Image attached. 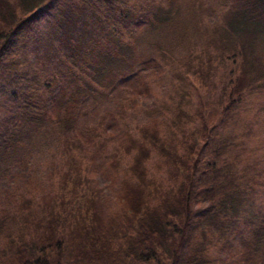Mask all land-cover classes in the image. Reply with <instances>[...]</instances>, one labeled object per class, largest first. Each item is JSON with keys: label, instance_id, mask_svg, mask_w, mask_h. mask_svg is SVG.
<instances>
[{"label": "trees", "instance_id": "trees-1", "mask_svg": "<svg viewBox=\"0 0 264 264\" xmlns=\"http://www.w3.org/2000/svg\"><path fill=\"white\" fill-rule=\"evenodd\" d=\"M251 95L264 0H0V264H264Z\"/></svg>", "mask_w": 264, "mask_h": 264}, {"label": "rangeland", "instance_id": "rangeland-1", "mask_svg": "<svg viewBox=\"0 0 264 264\" xmlns=\"http://www.w3.org/2000/svg\"><path fill=\"white\" fill-rule=\"evenodd\" d=\"M205 12V11H204ZM127 38L124 37V40H126ZM152 54L151 52H149V55ZM148 55V53L146 54ZM160 65V59H156V61H154L153 63H149V64H142L141 67H143L145 70L143 72V76L141 78L138 79V86H133L132 83H130L129 85H126L127 89L129 91H131L133 93L134 96L138 97V99H143L145 93H144V86L148 83L149 88H150V94L151 96H154L156 98H162L164 95V97H166L165 95L168 93L166 91L165 94H163V90H161L160 85H156L153 84V80L152 77L150 75L152 69H158L157 67ZM217 72H220L217 70ZM162 75L159 76V78ZM196 83V82H195ZM161 96V97H160ZM149 98L145 99L148 100ZM262 97L259 95H251L249 97V102L246 104L245 106V110L244 112H241V115L247 119H255L257 124L255 125V129H256V133L254 134V136L251 139V143L253 145L254 148V153L253 155H261V153L264 151V113L261 114H256L255 109L257 107V105L262 101ZM150 102V101H149ZM149 104V103H148ZM139 112H135L133 114V112L130 113V115H134V120L136 121H142L145 117V111L143 109L137 108L136 109ZM144 111V112H142ZM149 111V110H148ZM103 114L102 109L99 110V116H101ZM38 160L44 161L43 158V152L40 153V156L38 157ZM264 161V160H263Z\"/></svg>", "mask_w": 264, "mask_h": 264}]
</instances>
